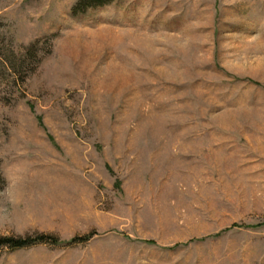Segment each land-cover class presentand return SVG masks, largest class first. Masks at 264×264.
Returning <instances> with one entry per match:
<instances>
[{
  "label": "rangeland",
  "instance_id": "374dc122",
  "mask_svg": "<svg viewBox=\"0 0 264 264\" xmlns=\"http://www.w3.org/2000/svg\"><path fill=\"white\" fill-rule=\"evenodd\" d=\"M81 1L0 0V264H264V0Z\"/></svg>",
  "mask_w": 264,
  "mask_h": 264
},
{
  "label": "trees",
  "instance_id": "16d2710c",
  "mask_svg": "<svg viewBox=\"0 0 264 264\" xmlns=\"http://www.w3.org/2000/svg\"><path fill=\"white\" fill-rule=\"evenodd\" d=\"M113 0H82L77 6L76 10L83 9L85 7L100 6L110 3ZM84 5V6H83ZM80 7V9H79ZM78 8V9H77ZM95 233L74 237L69 243L68 246H73L79 243L87 242L90 240ZM59 239L53 235L39 233L35 236H26V237H11V236H2L0 237V249L4 246L11 249L24 248L28 246H33L38 243H51L57 244Z\"/></svg>",
  "mask_w": 264,
  "mask_h": 264
}]
</instances>
